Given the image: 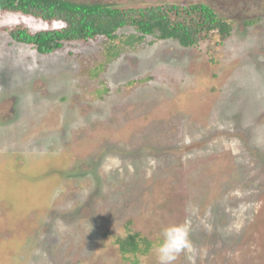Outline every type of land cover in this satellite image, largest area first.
<instances>
[{
  "label": "rangeland",
  "instance_id": "obj_1",
  "mask_svg": "<svg viewBox=\"0 0 264 264\" xmlns=\"http://www.w3.org/2000/svg\"><path fill=\"white\" fill-rule=\"evenodd\" d=\"M76 1L203 3L232 29L40 55L10 32L63 23L0 12V264H264V0Z\"/></svg>",
  "mask_w": 264,
  "mask_h": 264
},
{
  "label": "trees",
  "instance_id": "obj_2",
  "mask_svg": "<svg viewBox=\"0 0 264 264\" xmlns=\"http://www.w3.org/2000/svg\"><path fill=\"white\" fill-rule=\"evenodd\" d=\"M0 12L20 13L39 19L49 25L62 22L60 28L43 29L33 32L26 25L10 32L12 39L35 48L40 55H49L62 49L66 43L88 42L98 37L115 39L116 32L131 26L140 33V41L146 36L160 40H174L182 47H196L213 32L225 40L232 26L220 18L209 5L200 3L189 6L162 5L126 10L110 5L79 2L76 0H0ZM220 41V42H221ZM136 236L118 239L123 255L138 251Z\"/></svg>",
  "mask_w": 264,
  "mask_h": 264
},
{
  "label": "clouds",
  "instance_id": "obj_3",
  "mask_svg": "<svg viewBox=\"0 0 264 264\" xmlns=\"http://www.w3.org/2000/svg\"><path fill=\"white\" fill-rule=\"evenodd\" d=\"M64 25V24H63Z\"/></svg>",
  "mask_w": 264,
  "mask_h": 264
}]
</instances>
